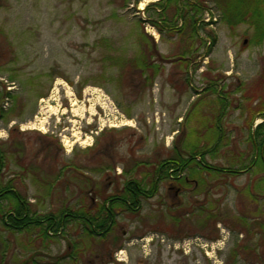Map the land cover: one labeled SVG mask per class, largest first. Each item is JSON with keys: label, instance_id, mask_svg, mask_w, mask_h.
<instances>
[{"label": "rangeland", "instance_id": "rangeland-1", "mask_svg": "<svg viewBox=\"0 0 264 264\" xmlns=\"http://www.w3.org/2000/svg\"><path fill=\"white\" fill-rule=\"evenodd\" d=\"M156 1L0 0V93L15 86L0 100V183L43 216L99 202L94 190L116 194L130 179L150 187L177 149L239 172L191 163L182 192L165 177L136 211L118 210L104 240L76 220L50 237L17 233L2 207L0 264H231L233 249L240 264H264L263 135L250 137L264 121V39L248 21L230 25L216 0L170 2L166 21L146 9ZM192 1L210 8L196 12L195 34ZM143 54L159 66L154 78L153 68L119 66Z\"/></svg>", "mask_w": 264, "mask_h": 264}, {"label": "trees", "instance_id": "trees-1", "mask_svg": "<svg viewBox=\"0 0 264 264\" xmlns=\"http://www.w3.org/2000/svg\"><path fill=\"white\" fill-rule=\"evenodd\" d=\"M173 1L178 2V0H168V4L164 5L162 0H159L149 4L146 9L149 10L153 8V13L157 15V18H163L166 21V18L163 15L164 12L161 13V11L166 10L170 2ZM216 2L222 7L224 18L228 20L230 25L234 26L236 23L248 21L255 30V40L261 42L264 39V0H216ZM191 5V11H193V14L188 27L195 34L197 32V23L199 22V17H197L196 12H198L200 8H203V12H208L210 8H205L204 6L196 7L194 1H192ZM177 12L178 13L175 17L182 15L180 10ZM149 20L159 29V31H162V28H160V25L158 24V19L156 20L154 16L150 15ZM182 29L183 26L175 30V32L182 33ZM211 37L212 40L208 47L209 51L212 50V47H214L217 42V36L212 35ZM182 58L185 60L186 57L183 55V57H180L178 60L183 61ZM118 63H120L119 66L123 68L127 66L140 68L141 74H145L149 69L153 68V78L160 72L159 66L156 65L154 61L147 58L145 54H143L142 57L138 56V58L129 60L128 62L120 60ZM149 79L151 78L148 77V80ZM9 93L10 92L4 88L3 92L0 93V100ZM259 115L264 119V106L263 109L260 110ZM260 135H263V139L258 147L259 149L257 150L255 159L260 160L262 158L264 160V121L259 123L256 128L253 129L250 137L255 142ZM219 137L221 138V136ZM191 163H196L201 170L213 169L217 172L228 174L239 172V170H234L230 167L211 168L207 166L204 163V152L202 151H193L187 156L186 154L182 155L178 149L176 150V156L164 160L160 164V167L167 165L169 168H176L177 172H183L189 168ZM4 165V153L0 149V173L2 172ZM248 168L249 167H247L246 170H248ZM164 175L160 174L159 178L154 179L150 184V187L143 185V183L141 184L139 180L130 179L126 181L123 188L118 190L116 194L106 195L101 191L94 190L95 196H99L101 201H96L95 203L90 201L88 205L85 204L80 208L74 209L64 207L56 215L47 214L43 216L32 211L25 194L16 189L11 182L5 184L0 183V210L3 207L1 210L3 215L2 221L4 225H6V228L11 231L26 233L36 229L39 231L38 236L50 237V233L58 235L59 231L64 228L68 221L76 220L81 223L89 236H96L98 239L104 240L116 225V219L119 213L118 210L123 208L128 211H136L140 207L139 205L143 199L150 198L158 192L160 181L169 176L167 172H164ZM3 202H7L6 207L3 206ZM259 230L264 234V222L259 223ZM69 255L71 254L69 253ZM238 256L239 251L233 249L232 254L230 255V258L232 259L231 264H240Z\"/></svg>", "mask_w": 264, "mask_h": 264}, {"label": "flooded vegetation", "instance_id": "flooded-vegetation-1", "mask_svg": "<svg viewBox=\"0 0 264 264\" xmlns=\"http://www.w3.org/2000/svg\"><path fill=\"white\" fill-rule=\"evenodd\" d=\"M160 168L158 171L154 172L156 174H158L160 176ZM176 168H171L167 171V173L169 174V177L171 179V183L169 184V190H173V189H176V193H180L182 192L184 189L182 188L181 185H179L178 181H181L182 178H184V181L185 182H189L191 179L189 177H184V175L182 174V172H179L180 175L179 176H175L176 174ZM93 207V206H91ZM51 235H54L53 233H50ZM104 264V263H102Z\"/></svg>", "mask_w": 264, "mask_h": 264}, {"label": "built area", "instance_id": "built-area-1", "mask_svg": "<svg viewBox=\"0 0 264 264\" xmlns=\"http://www.w3.org/2000/svg\"><path fill=\"white\" fill-rule=\"evenodd\" d=\"M13 88H15L13 82L10 83V84H8V89H9V90H12ZM7 103H8V101H6V104H7ZM192 243H193V242L189 240L188 242H186V243L184 244V246H185V251H186V252L189 251V250H187L186 248L190 249V248H191L190 246H191ZM208 245H209V244H207V243H201V246H202L205 250H207ZM206 252H207V254L210 253L208 250H207ZM213 252H214V250H213Z\"/></svg>", "mask_w": 264, "mask_h": 264}, {"label": "water", "instance_id": "water-1", "mask_svg": "<svg viewBox=\"0 0 264 264\" xmlns=\"http://www.w3.org/2000/svg\"><path fill=\"white\" fill-rule=\"evenodd\" d=\"M247 42V40H245V42L244 43H246Z\"/></svg>", "mask_w": 264, "mask_h": 264}, {"label": "crops", "instance_id": "crops-1", "mask_svg": "<svg viewBox=\"0 0 264 264\" xmlns=\"http://www.w3.org/2000/svg\"><path fill=\"white\" fill-rule=\"evenodd\" d=\"M176 131H177V130H176ZM176 131H174V133H175Z\"/></svg>", "mask_w": 264, "mask_h": 264}]
</instances>
